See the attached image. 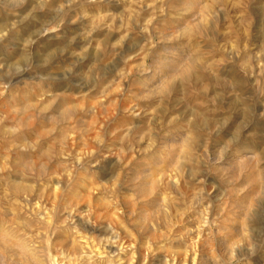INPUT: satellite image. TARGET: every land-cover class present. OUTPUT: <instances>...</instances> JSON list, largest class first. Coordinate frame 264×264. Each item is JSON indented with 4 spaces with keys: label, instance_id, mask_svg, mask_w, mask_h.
<instances>
[{
    "label": "rangeland",
    "instance_id": "rangeland-1",
    "mask_svg": "<svg viewBox=\"0 0 264 264\" xmlns=\"http://www.w3.org/2000/svg\"><path fill=\"white\" fill-rule=\"evenodd\" d=\"M1 129L0 264H264V0H0Z\"/></svg>",
    "mask_w": 264,
    "mask_h": 264
},
{
    "label": "bare ground",
    "instance_id": "bare-ground-1",
    "mask_svg": "<svg viewBox=\"0 0 264 264\" xmlns=\"http://www.w3.org/2000/svg\"><path fill=\"white\" fill-rule=\"evenodd\" d=\"M195 66V65H194ZM72 113V112H71ZM68 114H70V110H67V111H65V112H62V114L60 115L61 116V118L62 119H67L66 117L68 116ZM22 116V115H21ZM30 119V118H29ZM31 120V119H30ZM29 123V122H28ZM31 123V122H30ZM29 123V124H30ZM1 132H2V129L0 130ZM3 132H6V131H3ZM43 168V167H42ZM29 169V168H28ZM144 180V179H143ZM14 185H16V184H14ZM18 186V185H17ZM21 186V185H20ZM16 188V187H15ZM24 189H25V191H26V187H23ZM18 189H20V187H18ZM17 189V191L19 192L20 190H23L22 189V187H21V189L20 190H18ZM143 189V188H142ZM16 191V190H15Z\"/></svg>",
    "mask_w": 264,
    "mask_h": 264
}]
</instances>
